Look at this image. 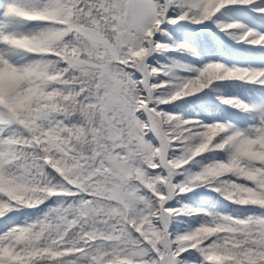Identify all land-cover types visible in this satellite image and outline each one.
Masks as SVG:
<instances>
[{
	"label": "trees",
	"instance_id": "1",
	"mask_svg": "<svg viewBox=\"0 0 264 264\" xmlns=\"http://www.w3.org/2000/svg\"><path fill=\"white\" fill-rule=\"evenodd\" d=\"M120 1L51 0L45 15L54 39L47 55L31 58L38 74L61 76L39 86L26 113L5 99L17 118L0 129V252L21 242L0 253V264H264V150L247 137L242 147L230 143L232 125L243 127L237 109L250 94L248 84L210 78L206 66L250 56L233 48L242 34H230L241 31L227 28L224 38L214 22L202 32L189 29L178 20L195 26L205 11L178 19L189 0H168L162 26L146 48L155 71L148 114L164 119L161 132L156 136L145 119L137 69L123 66L116 98L128 111L112 107L121 122L110 120L111 128L100 111L111 67L103 69L99 53L107 46L97 37L99 26L108 25L109 33L116 25L99 5L116 15ZM74 6L75 28L69 11ZM238 13L227 9L216 21L237 24ZM107 35L113 42V34ZM135 100L141 101L137 108ZM5 116L0 121L9 120ZM167 119L174 140L164 129ZM161 134L168 178L158 160ZM166 189L172 191L160 200ZM32 252L43 259L26 260ZM217 256L230 258L219 262Z\"/></svg>",
	"mask_w": 264,
	"mask_h": 264
},
{
	"label": "rangeland",
	"instance_id": "2",
	"mask_svg": "<svg viewBox=\"0 0 264 264\" xmlns=\"http://www.w3.org/2000/svg\"><path fill=\"white\" fill-rule=\"evenodd\" d=\"M120 2L121 7L117 9L116 15L109 8L107 9L106 6L99 5L101 8H106L108 21L114 18L115 22L113 24L116 25L115 32H109L113 34V42L109 41L107 35L109 33L105 32L108 26L106 24L102 27L99 26V36L97 37L98 40L100 36H103V41H106L105 45L107 46L103 50H100L99 53V57L105 62L103 69L111 67L107 72L110 79H108V83L106 84L111 91L108 92L110 90L108 88L105 92L106 103H102L100 108L101 120H104L107 124L110 122V125L108 124L110 127L113 120L121 122L117 119V116H113L117 111L112 113V107L120 106L124 107L125 110L128 108L127 104H122V101L116 98L117 87L122 84L120 76L123 69L121 66L125 67L127 72V68L134 67L137 69L140 77L139 85L147 100L143 108L146 111L144 116L148 121L151 119L148 114V110L151 108L149 104L151 88L148 83L153 79L150 76L154 77L155 71L148 65L149 55H146V48L149 50V46L151 47L149 42L152 41L155 32L162 26L163 17L170 4L168 0H121ZM68 3H78L80 5L79 0H68ZM184 4L185 6L181 8V12L178 14V19L187 14L194 17V12L201 14L205 11V15L209 16L211 22L219 26L216 29L219 30L218 32L222 37L226 38L224 32L227 31V28L237 29V31L241 32L230 34V38L238 39L242 34L238 44H241L244 49L253 50L250 62L240 64L238 67L230 66V64L224 66L219 62L216 64L207 62L206 66H209L208 73L210 74V78H244L245 81L251 83L249 88L252 95H250V98L242 96L244 102L240 104V112L246 114L250 121L245 122L243 127L232 125L230 132L234 134L232 135L234 139L230 143L240 144L239 147H242V140L247 137L253 143L259 144L261 150H264V0H189ZM51 6V0H0V111L2 112L6 109L5 114L7 116L5 117H8L11 123H15L17 117L5 104V99L9 100L13 109L16 108L20 113H26V108L32 95L40 91L39 86L46 83L50 84L54 80L56 82L57 77L61 76V73H57L56 75L52 73L50 76L38 74L36 65L32 62L33 58L23 54L24 52H29L30 54L31 52L38 54L47 53V45L54 39L51 38L52 31L48 27L50 23L47 20L48 16L45 15V12ZM227 9L239 10L238 15L234 18L238 20L237 24L233 22L224 24V21L221 23L216 21L219 14L224 13ZM69 11L71 15L70 26L75 28L78 17V14L75 12V6L74 8H69ZM200 21H203V18ZM114 37L116 38L115 40ZM253 40L254 42H252ZM127 43L129 46H126ZM35 79H38L39 82L34 85ZM128 81L126 77L125 83ZM5 93L11 94L13 98L9 99L3 96ZM128 97L131 99L132 95H128ZM139 102L141 101L135 100V108L139 106ZM131 108H129L130 114L132 113ZM108 112L111 113L110 117ZM156 117V121L154 119H151V121L152 130L157 136L158 132H161L159 120L164 123V119L158 114H156ZM2 118H4V111L2 116L0 115V119ZM168 120L165 121L166 124ZM166 126L164 128L166 133L168 132L170 139L174 140V134H176L174 126L172 127L171 123H168ZM227 139L230 140L229 137ZM17 140L21 143L26 142L21 137L17 138ZM158 140L160 144L157 151L159 150L161 154V157L158 155V160L163 164L168 178L170 174V162L168 161L169 155H167L165 140L162 138V134ZM170 141L172 144L170 147L175 148L177 151L175 141ZM245 151L251 150L246 148ZM195 152L196 150L190 152L188 156ZM181 156L182 154L179 155L178 159L173 161L175 165H179L182 162ZM246 157L250 161L253 160L250 153ZM167 186H169V183ZM165 191V196L162 195L160 200H164L172 189H166ZM161 205V209L164 210V205ZM163 235L167 238V242H170L171 238L168 236L167 230H164ZM20 242V238L16 239L7 250L3 249L0 253L4 255L5 251L10 250L13 246H18ZM165 247L168 248L166 256H169L171 251L170 245L167 244ZM259 247L264 248V241ZM229 258L217 256L215 260L222 262ZM12 259L17 260L20 258L14 256ZM37 259H43V255L32 252L26 257V260L30 262Z\"/></svg>",
	"mask_w": 264,
	"mask_h": 264
}]
</instances>
